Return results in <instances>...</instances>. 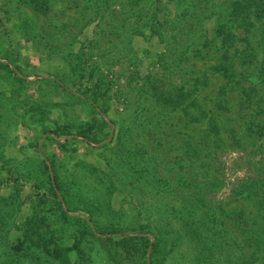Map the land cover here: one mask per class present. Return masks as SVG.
<instances>
[{"label":"rangeland","instance_id":"obj_1","mask_svg":"<svg viewBox=\"0 0 264 264\" xmlns=\"http://www.w3.org/2000/svg\"><path fill=\"white\" fill-rule=\"evenodd\" d=\"M53 1L52 7V0H0V264H118L112 247L123 235L148 237L151 245L152 232L138 228L148 222L145 207L156 202L143 172L118 162V149L130 150L135 159L141 155L142 166L155 163L159 172L169 169L174 180L188 182L192 174L179 166L183 161L175 164V147L182 152L196 143L201 148L195 178L215 182L207 202L223 204L221 213L248 264H264V238L244 234L242 224L264 211L231 196L237 179L257 172L264 177V105L252 91L256 84L262 92L264 84L248 74L255 68L241 58L247 51L262 63V51L251 54L258 34L230 17L240 0ZM94 2H106L110 15L103 33L98 17H90L97 11ZM254 5L251 13L244 3L238 7L250 13L251 28L264 19L262 3ZM225 22L234 32L227 46L215 36L217 24ZM179 48H186L183 57ZM144 81L173 98L179 93L169 106L177 107L148 111L158 96H145ZM212 110L220 112L218 118ZM207 117L226 123L211 139L213 149L192 134L205 129ZM232 122L236 140L230 143L226 129ZM210 165L214 174L206 170ZM177 196L171 195V204L179 203ZM236 212L244 213L240 220ZM83 225L92 233L82 232ZM172 240L159 241L170 250L165 264H187V247L171 249ZM126 251L123 264H143L142 247Z\"/></svg>","mask_w":264,"mask_h":264},{"label":"trees","instance_id":"obj_2","mask_svg":"<svg viewBox=\"0 0 264 264\" xmlns=\"http://www.w3.org/2000/svg\"><path fill=\"white\" fill-rule=\"evenodd\" d=\"M81 1L82 0H80V2ZM256 1H260L264 8V0H240V2H233L234 6L230 10V17H232L234 21L241 25L238 27H242L245 31L248 32H254V35L258 34L260 40H253V43H251L253 47L251 54L254 51H257V48L260 47V50L262 51V63L255 62V59H257V57L253 58L247 51H244L241 58L243 59V63H246L248 68H252V65L253 68H255V70H251L248 74L260 77V79L262 80L261 83L264 84V19L256 25L257 28H251L253 25H255V23L250 19L251 11H253L254 9L257 11L254 5ZM54 3L55 1L52 0V7L54 6ZM105 3L106 2H94L93 4L96 6L97 11L95 14L92 13L90 16L93 21L96 19L95 17H98L97 26L98 28H101L99 30L101 33H103L106 27L111 23L110 15L105 14V11H107ZM243 3L245 5L244 9L246 10V12L248 11L250 13L244 15L243 12H240L238 10L239 5ZM48 5L49 4H47V6ZM76 5L78 4L76 3ZM186 7H189V5ZM263 13L264 11L261 13L259 12V15H263ZM135 14L138 15L137 13ZM217 26L218 27L215 30L216 38L220 39L222 45H229L230 42H232V38L234 37V32L231 30V26L227 25V22L217 24ZM259 29H261L263 34L259 31ZM174 36L176 37L175 31ZM179 50L182 53L180 56L183 57L186 53V48H179ZM260 64L261 69L259 68ZM254 82L255 81H253L252 83ZM141 88L145 89V96H158L157 99L154 98L152 100V105L147 107L148 111L157 112L159 106H167L169 111L177 107L176 105H173L169 108V106L173 104V102L171 101H173L175 98H180L179 93L175 94L173 98L169 93L165 92L164 88H161V90L159 91L155 86L150 85L149 81H144ZM261 88L262 92H259V88H257V85L253 84L252 91L254 95L257 94L259 96V99H263L264 105L263 85H261ZM242 95L246 94L242 93ZM168 101H170L171 103H168ZM144 103L145 101H143V104ZM254 109L256 110V112L258 111L256 108ZM212 113L216 117H219L220 115V112H217L215 110H212ZM194 115H196V113H194ZM216 117H207L205 119L207 126L201 133H198V130H196L197 134L194 133V130L192 132V134L197 135L201 139V141H199V144H203L202 146L205 145L207 147H210V149L214 148L215 143L213 142V140L219 137L222 132L221 130H224L226 125L223 118L219 120V124L218 121H216L218 117ZM200 118L204 120V116ZM200 118H198L197 121H199ZM233 126H235L234 122H232L230 126L228 125L229 128L227 127L226 129L228 130L226 131V134L230 137V143L236 140V137L233 136ZM263 127L264 125H262V128ZM170 131H173L172 127ZM120 142L123 143L121 140ZM123 147H125V143ZM175 148L177 150H180L179 157L176 159L175 164L179 165L180 162L183 161V163H181L179 166L185 164V166H188L189 168V173L192 174L191 177L187 178L188 182H186V178L184 177H178V179L174 180L169 169L159 172L158 168L153 166L155 163H153L152 166H142L140 164V160L142 159L141 155H139L137 159H135L130 154V150L122 148L118 149L120 153L117 154L116 159L118 160L121 158V160H119L118 162L123 164H125V162L128 163L131 166V169L139 168L143 172L141 176H143L150 185L153 199L156 203L153 202L155 206L151 204V206L145 207V209L147 210L146 217L148 218V222L147 224H145V227L138 229H141L145 232L151 231L153 237L155 238V241L150 245L148 237L123 235L120 241H118V245L113 244V259L116 263L123 264V260L120 259L121 254H124L126 252V255H129V252H127L126 249H129L132 246H136L138 248L142 247L143 264H147L144 256L146 254L148 246L150 245V264H165V259L163 258L170 253V250H166L164 247H162L159 241L161 239H164L165 236H168L172 237L173 239L171 242L172 244H170L171 249H175L180 243L184 244L187 247L185 250H188V254L190 255L187 264H248V261L238 252L239 243L236 241L237 234H230V221L221 213V211L223 210V204L221 203V201L216 200H209V202H207V198H209V194L212 192V188L213 185H215V182L208 180L201 181L199 183V181H197V178H195V176L200 173L199 172L197 174V171L200 169L199 151L201 146H197L196 143L193 144L192 147L189 144L182 152L181 146H176ZM210 153L212 154V152ZM211 159H216V155L212 154ZM151 161L153 162L154 160ZM110 164L112 166H116L112 162H110ZM206 170H210L211 174H214L215 167L210 165L209 169H207L206 167ZM131 174L133 176V173ZM204 174L205 173L202 172V175ZM134 176V179L138 180V174H134ZM203 177L207 179L209 176L208 174H205ZM216 183L218 184L217 181ZM232 185L233 193L231 196L233 200L249 199L257 204L258 207L262 209V211H264V177L262 176V174L260 175V173L257 172L250 178L243 177L241 179H237L236 182ZM189 187H192V189L186 192L185 189ZM173 194L178 195L177 199L179 200V203L177 205L171 204L168 200ZM114 213L117 214V212ZM243 215L244 213L241 212V214L239 215L237 213L235 217L236 219L240 220ZM28 220H30V218H28ZM242 224H246L247 226L244 234L250 236L252 233H254L253 235L259 238L258 240L264 238V215L261 216V218H259L258 220L256 219L246 222L243 221ZM258 225L259 229L257 231L256 228ZM81 228L82 232L92 233V230H90L91 228L88 225H83ZM237 229L241 231L242 225L238 226ZM53 241H55L54 238H52V244H54ZM134 241H138L139 244L134 243ZM261 243L264 245V241H262ZM255 247L261 249V245H256ZM240 248L242 249L243 246H240ZM118 250H120V252H118ZM56 251L59 252L58 257L61 260H64V255L62 253L63 248L58 245V247H56ZM161 251L163 253H161ZM180 255L182 256V254Z\"/></svg>","mask_w":264,"mask_h":264}]
</instances>
